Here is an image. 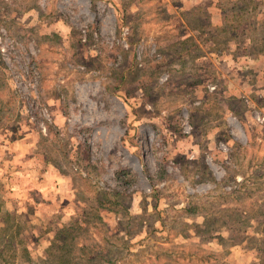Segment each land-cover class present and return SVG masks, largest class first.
<instances>
[{"label": "rangeland", "instance_id": "374dc122", "mask_svg": "<svg viewBox=\"0 0 264 264\" xmlns=\"http://www.w3.org/2000/svg\"><path fill=\"white\" fill-rule=\"evenodd\" d=\"M263 37L264 0H0L14 264L74 221L73 264H264Z\"/></svg>", "mask_w": 264, "mask_h": 264}, {"label": "trees", "instance_id": "16d2710c", "mask_svg": "<svg viewBox=\"0 0 264 264\" xmlns=\"http://www.w3.org/2000/svg\"><path fill=\"white\" fill-rule=\"evenodd\" d=\"M83 222L84 221H74L70 225H63L61 228H59L55 232L50 243L45 248L42 256L33 259L28 258V249L22 248V253H25L24 255L27 257L26 259L28 261V264H73V258L76 257H73L72 253L76 250L81 251V259L90 260L101 257V255L99 254L91 256L86 255L84 253L85 249H87L86 245H82L78 249L76 248L77 244L75 242V237L77 233L83 230ZM1 225L0 230L2 231H0V239L5 238V242L4 244H2V242L0 241V264H14V250H16L18 247L15 246V243L11 240L13 235L7 232L12 224L9 225L5 219H1ZM22 253L20 252V258L23 257ZM17 264L23 263L20 261Z\"/></svg>", "mask_w": 264, "mask_h": 264}, {"label": "crops", "instance_id": "0c3cea01", "mask_svg": "<svg viewBox=\"0 0 264 264\" xmlns=\"http://www.w3.org/2000/svg\"><path fill=\"white\" fill-rule=\"evenodd\" d=\"M259 7L260 6H258V7H255V9H254V11L253 12H251L252 14H257L258 15V18L259 19H261V16H262V14H259ZM253 23V22H252ZM264 38V37H263ZM259 63H261V62H259ZM261 68H262V64H261ZM261 68H260V71H259V73H258V76L256 77L257 79H258V81H263L262 82V84H259L258 86H260L259 87V89H260V91H263L264 92V72L261 70ZM250 77H253L252 76V74L250 75ZM257 81V82H258ZM256 81H253V83H255ZM257 86V87H258Z\"/></svg>", "mask_w": 264, "mask_h": 264}]
</instances>
